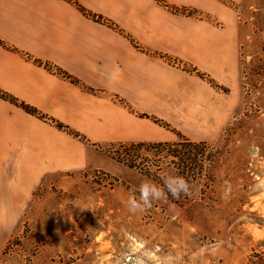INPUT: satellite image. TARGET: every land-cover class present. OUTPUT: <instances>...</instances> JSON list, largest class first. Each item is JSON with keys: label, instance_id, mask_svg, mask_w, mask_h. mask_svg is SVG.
Here are the masks:
<instances>
[{"label": "crops", "instance_id": "crops-1", "mask_svg": "<svg viewBox=\"0 0 264 264\" xmlns=\"http://www.w3.org/2000/svg\"><path fill=\"white\" fill-rule=\"evenodd\" d=\"M227 1L238 0H0V90L85 139L0 98V228L46 175L106 165L100 144L174 142L184 131L153 118L219 113L215 89L165 56L234 82L239 32Z\"/></svg>", "mask_w": 264, "mask_h": 264}, {"label": "rangeland", "instance_id": "rangeland-1", "mask_svg": "<svg viewBox=\"0 0 264 264\" xmlns=\"http://www.w3.org/2000/svg\"><path fill=\"white\" fill-rule=\"evenodd\" d=\"M227 3L239 32L234 82L220 83L165 56L215 89L221 111L176 117L172 124L153 118L166 129L181 133V128L185 138L220 144L215 147L224 158L211 169L214 182L207 191L216 202L197 198L190 206H177L128 165L132 158L146 161L149 153L100 144L106 165L50 173L20 212L7 214L13 215V226L0 228V264L264 263V0ZM171 10L210 20L196 8Z\"/></svg>", "mask_w": 264, "mask_h": 264}, {"label": "trees", "instance_id": "trees-1", "mask_svg": "<svg viewBox=\"0 0 264 264\" xmlns=\"http://www.w3.org/2000/svg\"><path fill=\"white\" fill-rule=\"evenodd\" d=\"M71 80L78 83L73 77H71ZM0 98L20 107L30 115L49 121L59 130L81 141H85L83 136L67 125L44 116L34 107L18 101L10 94L0 90ZM178 136L179 139L174 142H141L119 144V146L123 148L127 147V149L132 151L138 152L144 150L149 153V155L146 154V161L142 159L143 162L140 163V158H132L131 160H127L128 165L155 182L160 187L164 198L169 202H173L180 207L190 206L197 198L208 205L216 202V198L207 194V191L214 182V175L211 169L215 165L217 166L218 162L224 158L222 150L219 151L216 148L220 144L216 146L207 141H191L180 134ZM180 178H183L188 183V192L186 194L181 193L178 197L174 198L168 192V188L165 185L166 183H177ZM249 264L264 263L263 261H251Z\"/></svg>", "mask_w": 264, "mask_h": 264}, {"label": "clouds", "instance_id": "clouds-1", "mask_svg": "<svg viewBox=\"0 0 264 264\" xmlns=\"http://www.w3.org/2000/svg\"><path fill=\"white\" fill-rule=\"evenodd\" d=\"M168 188V192L174 197H178L181 193L188 192V183L183 180V178L179 179L177 183H166L165 185ZM147 190V186H143L141 188L142 193Z\"/></svg>", "mask_w": 264, "mask_h": 264}]
</instances>
